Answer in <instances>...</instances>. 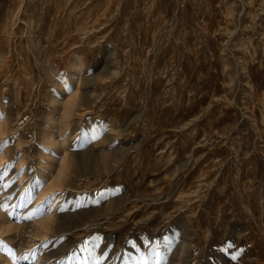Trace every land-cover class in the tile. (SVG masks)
I'll return each instance as SVG.
<instances>
[{"label":"rangeland","instance_id":"374dc122","mask_svg":"<svg viewBox=\"0 0 264 264\" xmlns=\"http://www.w3.org/2000/svg\"><path fill=\"white\" fill-rule=\"evenodd\" d=\"M25 21L37 61L47 59L45 32L69 27L64 36L79 38L72 52L84 64L72 66L71 52L57 69L68 79L58 102L50 101L53 73L43 99L33 78L35 95L21 109L14 38L21 49ZM0 55V202L8 207L14 188L26 194L39 159H51V174L64 160L71 173L48 236L32 231L44 200L21 209L12 239H24L16 245L23 263L264 264V0H0ZM77 124L89 131L81 142ZM47 127L54 139L40 135ZM146 160L152 171L122 180ZM12 251L10 264H21Z\"/></svg>","mask_w":264,"mask_h":264},{"label":"bare ground","instance_id":"6f19581e","mask_svg":"<svg viewBox=\"0 0 264 264\" xmlns=\"http://www.w3.org/2000/svg\"><path fill=\"white\" fill-rule=\"evenodd\" d=\"M108 5V4H107ZM109 6V5H108ZM39 17V16H38ZM34 24L36 23H40L38 22V20H35L33 21ZM24 25H23V31H22V36H23V39L20 40L21 44L23 43V45H21V49H19L18 47L16 48V44L17 42V38L15 37L14 38V84H18L20 86V95L18 96L17 98V103H19L21 109H25L24 108V105H27V103H29L32 99V96L35 95V83H37L38 81L41 83V85H43V88L42 86L40 87V97L42 98V94H43V89L45 88L46 86V82H48V78L47 76L49 74L52 75L53 73V84H55V87L54 88V92L51 94V102L53 101L54 102H58L59 98H60V91L63 92L62 90V87L64 85V83L66 82L67 77L65 74H62L61 73V70H57V69H61V68H64L65 67H68L67 66V60L70 59L71 57V54L72 55H75V58L73 60V63H72V66H74L75 68L79 67L80 65L84 64L83 60H81L82 58L80 57L79 54L76 53V51H74L75 53L72 52V49L73 47H77V45L81 44L80 41H78L77 37L74 38L73 41H69L65 36V30L67 29L68 30V24H67V27L68 28H62V29H59L57 27H52L49 29V31H51L50 33H48L47 31L45 32V35L47 36L46 37V41L48 43V48H47V59H46V62L45 60H39L37 61L36 58H35V54L33 53V41L31 40V33L32 31L29 33L27 31H25L26 29L28 30V28L30 27L29 23L28 22H23ZM31 24V23H30ZM33 24V25H34ZM12 25V24H11ZM37 25V24H36ZM66 25V24H65ZM64 25V26H65ZM5 33H6V38H5V41L4 43H9L10 42V39L8 37V35L11 33V28H10V23H9V17L7 18L6 17V20H5ZM22 28V27H21ZM73 28V27H72ZM14 30V36L17 35L15 29ZM21 30V29H20ZM43 30L42 29H39V33L41 34ZM2 32V31H1ZM35 32V31H34ZM44 32V31H43ZM80 42V43H79ZM92 45V44H91ZM107 45V44H105ZM104 45V46H105ZM178 45V44H177ZM88 46V45H87ZM86 45H84V47H87ZM83 47V48H84ZM178 48L175 49V53L177 52L178 56H183L185 54V49L183 47V44H180L177 46ZM89 48V47H88ZM87 48V49H88ZM17 49L21 50V51H17ZM85 50V49H84ZM91 50V48H90ZM90 50H88L90 52ZM97 50V49H96ZM117 52V50L114 49V52ZM72 52V53H71ZM71 53V54H70ZM7 54V51L5 52V56L4 57L5 59V62H8V54ZM91 54V53H90ZM1 56V55H0ZM39 56V55H38ZM90 57V60L91 62L95 60V57H93L92 55H89ZM163 56V55H162ZM184 57V56H183ZM181 57V59L183 58ZM188 57V56H187ZM3 58V57H2ZM72 58V59H73ZM7 59V61H6ZM1 60V58H0ZM173 60V59H172ZM2 61V60H1ZM0 61V63H1ZM44 61V62H43ZM96 62V61H95ZM160 63L158 64V72L156 73L157 75V78H156V81L157 82L155 84V86H159L161 87L163 84H164V77L162 75V71L165 67L166 69V64L164 61H159ZM172 62V61H171ZM4 63V62H3ZM1 66H2V63H1ZM0 66V68H1ZM71 66V67H72ZM170 67V66H169ZM81 68V67H80ZM42 74H44L45 78H43ZM3 78H4V75H2ZM0 76V80H1V77ZM50 76V75H49ZM190 76V75H189ZM73 77V76H72ZM153 77V76H152ZM156 77V76H155ZM2 78V79H3ZM33 78H34V82H33ZM35 78L38 80V81H35ZM188 78V77H187ZM185 78V79H187ZM155 79V78H154ZM51 80V79H50ZM188 80V79H187ZM10 81V80H9ZM52 82V81H51ZM9 83V82H8ZM34 83V86L32 87V84ZM113 82L112 81H107L106 84H112ZM7 84V83H6ZM66 84V83H65ZM186 82H184L182 84V86H186ZM5 86V85H3ZM7 86V85H6ZM31 86V87H30ZM110 86V85H109ZM112 86V85H111ZM164 86V85H163ZM184 86V87H185ZM158 87V88H159ZM193 90L194 92H196L195 94L200 96L201 93L198 91L197 89V86H193ZM65 88V87H64ZM157 89V88H156ZM122 91V90H121ZM119 93V92H118ZM15 97H16V94H15ZM43 99V98H42ZM47 100V99H46ZM184 100V99H183ZM29 101V102H28ZM61 101V100H60ZM199 104L202 108H204V101L199 99ZM230 101V100H229ZM115 102V101H114ZM42 105V104H41ZM114 105V104H113ZM116 105V104H115ZM184 105V104H183ZM19 107V108H20ZM28 106H26L27 108ZM57 107V106H56ZM18 108V109H19ZM40 109H42V107H40ZM56 109V108H55ZM69 109V108H67ZM20 110V109H19ZM39 110V108H38ZM27 110H25L26 112ZM31 111V110H30ZM21 112V111H20ZM28 112V111H27ZM26 112V113H27ZM50 112V111H49ZM67 114H68V110L65 111ZM70 112V110H69ZM23 115V114H22ZM49 117L52 116L51 113L48 114ZM43 116V115H42ZM21 117V116H20ZM26 117V116H25ZM24 117V118H25ZM19 118V117H18ZM20 119V118H19ZM56 119V118H55ZM64 119V118H63ZM66 119V118H65ZM48 120V119H47ZM73 120V119H72ZM26 121V120H25ZM22 122V121H21ZM46 122V121H45ZM55 122V121H54ZM75 122V121H74ZM43 124V123H42ZM46 123H44L45 125ZM53 124V123H52ZM64 126L63 127H67L68 128V125H69V121L65 120L64 122ZM76 124V123H74ZM38 125V124H37ZM48 125V123H47ZM46 125V126H47ZM55 125V124H54ZM73 125V124H72ZM32 127V126H31ZM45 127V126H44ZM59 127V126H58ZM74 127V126H73ZM85 127V126H84ZM82 125L78 126V124L74 127V130L75 132H78L79 130L81 131V136H80V133H79V136H80V142L83 141L84 139L88 138V129H85ZM33 128V127H32ZM31 128V129H32ZM54 128V127H53ZM62 128V127H61ZM45 129V128H44ZM72 129V128H71ZM100 129V128H99ZM33 130V129H32ZM47 131V134L45 136H43L42 134H40L42 136V138H50L53 134V132L51 131V127H47V129H45ZM44 130V131H45ZM40 132V131H39ZM151 132V131H150ZM182 132V131H181ZM2 133V132H1ZM36 133V132H35ZM40 133H46V132H40ZM62 133V132H60ZM64 133V132H63ZM183 133V132H182ZM67 134V133H66ZM64 134V135H66ZM69 134V133H68ZM120 134V133H119ZM177 134V133H176ZM36 135V134H35ZM63 135V136H64ZM55 136V135H54ZM54 136L52 139H54ZM57 136V135H56ZM63 136L60 135V137L62 138ZM68 136V135H67ZM66 136V137H67ZM121 136V135H120ZM40 137V136H39ZM59 137V138H60ZM108 137V140L112 141L113 142V134L110 135L108 134L107 135ZM50 138V139H51ZM65 138V136H64ZM183 138V137H182ZM187 138V137H186ZM38 139V137H37ZM57 139V138H56ZM76 139V137H75ZM43 139H41L40 143H43L42 142ZM64 140V139H63ZM122 140V139H121ZM141 140V139H140ZM185 140V139H184ZM50 140H48L49 142ZM52 141V140H51ZM50 141V142H51ZM56 141V140H55ZM54 142V140H53ZM47 143V142H44V144ZM59 144V141L57 142H54L52 143L53 146H55L56 144ZM43 144V145H44ZM115 144V143H114ZM117 144V143H116ZM177 145V144H176ZM20 146V145H19ZM49 146V145H48ZM51 146V145H50ZM176 147V146H175ZM50 149L51 148H48L45 150V156L47 157H52V159H54V156H52L50 154ZM122 149V148H121ZM53 150V149H52ZM185 150V149H184ZM121 151V150H120ZM177 153V152H176ZM66 155V154H65ZM43 156V155H42ZM23 158V157H22ZM65 158V157H64ZM66 159V158H65ZM140 159V158H139ZM138 159V160H139ZM148 159V158H146ZM39 162V167H35L37 168L36 171H34L36 173L35 175V179H34V183L30 186V187H27L29 188L27 190L26 188V194L23 196L21 195V197H19V195L16 193V191L14 189L12 190H8L9 192H7L8 196L10 197L9 199H7V201L10 203V205H8V207L6 206H3V204L0 202V264H10L13 260V262H15V254L13 253L12 251V248L15 247L16 249V257L17 259H19V263L21 264H25L23 262H25V258L24 257V254L22 253V248H18L17 246L18 245H22L23 242H24V239L21 240V242L19 244H15L14 241H13V236L14 234L12 233V231L14 229H16L17 227H19V219H20V216L23 214V212L21 211L26 209V210H29L34 204L36 203H39L41 202L42 200H44V203L47 205V211L43 212V214L39 217H37L35 223L32 225L33 227V235L35 236H38V238H41V237H44L45 238V235L48 236L49 234V219L51 218V215H52V210L54 208V206L56 205H59L61 204V200L60 198L62 197V194L61 192H58L60 191V189L63 187V184L65 183V180L63 182V177L65 175H68V176H71L70 172L69 173H66V164H65V161L62 160L63 163H60L61 165L58 164L59 168L56 170V172L54 173H50V167H51V159H48L46 158V160H42L40 161V159L38 160ZM135 162V161H134ZM140 162V161H139ZM139 164V163H138ZM80 165V164H79ZM82 165V164H81ZM132 165V163H131ZM185 165V163L183 164V166ZM182 166V167H183ZM186 166V165H185ZM81 167V166H80ZM83 167V166H82ZM184 168V167H183ZM127 169V174H126V171H125V176L122 177V180L124 182H127L128 184H131L132 181H130V177H129V173H135V170L138 171L140 173V175H145V173L147 171H152L153 170V166L149 164V162L146 160V164L144 166H139L138 167H132V166H129L126 168ZM172 171V170H171ZM30 172V171H29ZM32 173V172H31ZM109 173V171H108ZM73 174V173H72ZM79 174V173H78ZM77 174V175H78ZM80 174H81V171H80ZM87 174V173H86ZM95 174V173H94ZM151 174V173H150ZM46 175L47 178H46ZM100 175V174H99ZM139 175V176H140ZM134 176H138V175H134ZM67 177V176H66ZM65 177V178H66ZM146 177V176H145ZM144 177V178H145ZM76 178V177H75ZM139 178V177H138ZM153 179V178H152ZM70 181V180H69ZM72 181H74V179L72 178V180L68 183H71ZM135 181V180H134ZM146 181V180H145ZM63 182V183H62ZM47 183V186H45V184ZM144 183V182H143ZM189 184V183H188ZM12 185V183H11ZM132 185V184H131ZM130 185V186H131ZM13 187V186H12ZM24 188L21 189V191L23 190ZM182 189V188H181ZM17 190V189H16ZM183 191V190H182ZM49 192H55L56 195L54 196H50V193ZM24 193V192H22ZM54 193V194H55ZM188 193V192H187ZM67 199V198H66ZM1 201V200H0ZM64 205L65 204H69V205H72L73 202H74V199L69 197L67 199V201L64 200ZM42 203V202H41ZM21 207V208H20ZM25 211V210H24ZM28 211L24 212L27 214ZM54 213V212H53ZM25 214V215H26ZM13 215H16V217L18 218V221L14 222L13 220ZM50 230V229H49ZM62 231V230H61ZM60 231V232H61ZM52 234V233H51ZM54 234V233H53ZM13 238V239H12ZM26 241V240H25ZM27 242V241H26ZM25 243V242H24ZM31 243V241L29 242V244ZM28 244V243H27ZM17 245V246H16ZM1 247H2V250H1ZM6 249V251L4 250ZM12 262V263H13Z\"/></svg>","mask_w":264,"mask_h":264},{"label":"snow or ice","instance_id":"6c2138e0","mask_svg":"<svg viewBox=\"0 0 264 264\" xmlns=\"http://www.w3.org/2000/svg\"><path fill=\"white\" fill-rule=\"evenodd\" d=\"M32 218V216L31 215H29L28 217H25V219H31Z\"/></svg>","mask_w":264,"mask_h":264}]
</instances>
